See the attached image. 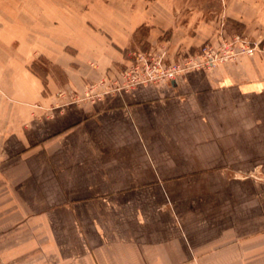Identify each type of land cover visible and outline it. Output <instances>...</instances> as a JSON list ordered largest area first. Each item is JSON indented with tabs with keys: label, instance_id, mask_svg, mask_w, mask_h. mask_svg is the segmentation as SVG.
Listing matches in <instances>:
<instances>
[{
	"label": "crops",
	"instance_id": "obj_1",
	"mask_svg": "<svg viewBox=\"0 0 264 264\" xmlns=\"http://www.w3.org/2000/svg\"><path fill=\"white\" fill-rule=\"evenodd\" d=\"M103 6L61 8L55 23L53 0H34L24 17L0 13L1 93L27 104L53 102L64 85L87 95L127 65L142 25L149 43L164 41L170 26L152 4ZM190 25L174 20L171 51L206 38ZM38 52L63 75L49 73L47 93L30 67ZM92 93L43 119L30 105L1 110L0 196L45 229L52 262L264 264V182L250 176L264 172V55ZM11 233L2 251L20 249Z\"/></svg>",
	"mask_w": 264,
	"mask_h": 264
},
{
	"label": "rangeland",
	"instance_id": "obj_2",
	"mask_svg": "<svg viewBox=\"0 0 264 264\" xmlns=\"http://www.w3.org/2000/svg\"><path fill=\"white\" fill-rule=\"evenodd\" d=\"M33 1L34 0H0V13L4 17L12 18L15 16L14 12L16 11V14L20 17H24L22 13H26V15L29 14L28 9L24 8V6L32 5ZM36 1L39 3L43 0ZM92 2H96L101 6L105 4H107V6L110 5L111 9H116L118 11L135 10L141 13L145 12L144 9L147 5L149 6L152 4L155 17L157 16L161 24L163 23L164 26L170 27L163 32L162 37L164 41L154 44L149 43L146 39L148 26L142 25L138 28L135 35L136 43L133 46L134 49L129 52L128 57L130 61L127 65L118 72L113 71L109 76L102 77L96 83H90L87 90H83L85 94L88 93L87 95L98 90V87L99 91H103L106 88L111 89L116 82V84H118L119 81L123 83L125 78H123L122 72L134 61L136 56L135 53L138 52H147L150 55H163V59L168 63L171 61H181V59L187 58L190 55L200 56L207 45L216 49L223 47L227 52H238L228 60L219 63L233 60L242 55H264V0H53L54 23L56 17L59 16L58 14L61 8L67 9L70 7L73 11L76 9L83 11L85 6H88ZM7 3L13 5L11 16L7 15V13H2L4 12L3 6ZM43 11L44 10L38 8L37 16L39 17L40 13L43 14ZM99 11L100 14H103L104 6L100 8ZM174 20L178 23H184L190 20V32H193L192 35L204 33L207 34L206 38L189 48L181 47L182 45H180L175 51H171L174 50V44L173 41H169L172 35ZM8 29H11V27L5 25L4 30L8 31ZM240 45H244L245 47H257L258 45L259 49L257 48L253 54L245 51L240 52ZM39 54L38 52L36 60L31 62L30 67L41 78L44 92L47 93V91H50L47 82L49 73L54 71L60 80L63 79V75L60 69L51 66L50 62L47 61L43 55ZM3 84L4 85L1 86L5 91L12 87V83L9 82H4ZM78 93L81 92L64 85L57 91V98L53 102L49 104L43 102L27 104L21 102L22 100H20L19 103L15 102L16 100L10 99L6 94L4 96L3 92L1 93L0 91V158L2 154L1 140L5 132L2 121L3 115H1V110L3 108H9L14 105L25 107L30 105L32 107L31 116L36 119H43L45 116L52 115L53 108L57 105L63 106L70 102L82 103L85 101L84 99H86V97H89L84 94L79 96ZM93 94L95 95V93L91 95ZM4 118L7 123L10 116L6 114ZM250 176L259 178L264 182V172L262 170H258L250 174ZM0 194L2 193L0 192ZM5 198L6 199H4L2 195L0 196V234L7 236L12 234L11 232L13 231L19 234L17 245H19L20 249L14 252L9 248L5 249V251L0 249V264H55L52 262L47 250L44 237L45 229L40 223H33L30 225L28 223L30 217L27 214H24L25 216L22 215L17 205L14 203L17 201L13 200L12 197L8 198L7 195H5ZM33 234H37L38 242L36 243L31 242ZM10 245L11 247L13 246L12 243L7 244L6 248Z\"/></svg>",
	"mask_w": 264,
	"mask_h": 264
},
{
	"label": "built area",
	"instance_id": "obj_3",
	"mask_svg": "<svg viewBox=\"0 0 264 264\" xmlns=\"http://www.w3.org/2000/svg\"><path fill=\"white\" fill-rule=\"evenodd\" d=\"M239 47L241 48L240 52L245 51L253 54L258 45L257 47L240 45ZM237 53L233 51L227 52L223 47L216 49L207 45L200 56L190 55L181 59V61L168 63L163 59V55H150L147 52H138L135 53L134 61L122 72L123 78H125L124 82L119 81L118 84L116 82L113 86L114 88L112 87L113 90L112 88H106V90L120 91L149 82L156 84L172 82L189 69L212 68Z\"/></svg>",
	"mask_w": 264,
	"mask_h": 264
}]
</instances>
